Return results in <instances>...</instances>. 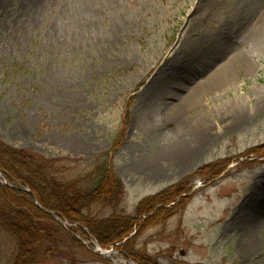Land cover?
<instances>
[{
    "label": "rangeland",
    "instance_id": "1",
    "mask_svg": "<svg viewBox=\"0 0 264 264\" xmlns=\"http://www.w3.org/2000/svg\"><path fill=\"white\" fill-rule=\"evenodd\" d=\"M263 34L264 0H0V140L55 160L66 180L113 151L125 192L93 212L140 222L110 246L115 259L264 264ZM163 105L181 115L153 114ZM202 132L195 156L176 160L168 143ZM165 190L166 203H143ZM14 201L41 216L36 200ZM161 205L170 216L152 225ZM51 217L62 247L34 264H115L71 247L81 227ZM18 251L0 232V264Z\"/></svg>",
    "mask_w": 264,
    "mask_h": 264
},
{
    "label": "trees",
    "instance_id": "2",
    "mask_svg": "<svg viewBox=\"0 0 264 264\" xmlns=\"http://www.w3.org/2000/svg\"><path fill=\"white\" fill-rule=\"evenodd\" d=\"M112 152L106 151L92 159V168L86 175L66 180L57 175L55 160L37 156L25 149L13 148L0 140V170L17 187L0 184V232L17 240L19 253L16 264H34V258L43 246H46V252L62 247L59 240L65 237V232L59 226L48 225L43 220L52 219L43 209L53 211L62 219L79 225L83 239L89 241L93 237L103 248L121 243L140 226L137 215L114 213L100 217L93 212L96 205L108 207L119 204L125 192L123 182L113 170ZM25 187L33 192L41 207L34 204L32 194L22 190ZM166 192L167 190L151 196L143 203L155 206L166 203ZM14 199H28L41 216L32 215ZM162 207L163 205L159 206L152 219H149L152 225L161 223L170 216L168 210ZM140 209L139 205L137 214H141ZM66 238L71 247H83L75 237L68 235ZM61 253L64 257H73L66 249Z\"/></svg>",
    "mask_w": 264,
    "mask_h": 264
},
{
    "label": "bare ground",
    "instance_id": "3",
    "mask_svg": "<svg viewBox=\"0 0 264 264\" xmlns=\"http://www.w3.org/2000/svg\"><path fill=\"white\" fill-rule=\"evenodd\" d=\"M175 105L176 104H173L171 106H175ZM163 106H164V108L161 111L155 110L156 112H153V114H155V115L165 114L166 112L172 111L171 114H176L178 116L181 115L179 108H178V110H175V109L169 110L170 106L167 105L166 108H165V105H163ZM174 108H176V107H174ZM162 116L163 115L157 116V118H161ZM176 137L173 138L168 143V145H175V144L181 145V147L177 145L176 148L174 149L175 150L174 157H176L177 158L176 160H179V162H182V160L186 161V160H189L192 157H194L197 150L205 143V138H206L204 132H202L201 134L194 133V135H190V134L187 136L183 135L181 137H178V135H177ZM113 253L114 252L111 253V256H112L111 258H113V255H112ZM117 261L119 264H124L125 260L123 258H119Z\"/></svg>",
    "mask_w": 264,
    "mask_h": 264
},
{
    "label": "water",
    "instance_id": "4",
    "mask_svg": "<svg viewBox=\"0 0 264 264\" xmlns=\"http://www.w3.org/2000/svg\"><path fill=\"white\" fill-rule=\"evenodd\" d=\"M0 177L3 178V179H5V181L2 182L3 184H6V185L12 187V185L9 184V182H8L7 179L5 178V175H4L2 172H0ZM32 196H33L34 199L36 200V204H37V206L41 207L40 204H39V202H38V200H37V198L35 197V195H34L33 193H32ZM43 211H45V212H47L49 215L53 216V217H54V218H55V219H56L61 225H63L64 227H66V222L63 221V219H61V218H60L55 212L50 211V210H46V209H43ZM73 235H74L76 238L80 239L84 245H86L87 247H89V246H88V243H87L85 240L81 239L79 236H77V235H75V234H73ZM92 251L95 252V253H98L99 255H101V256H103V257H105V258H107V259L112 260L115 264H119L117 260H114L113 258H111V257H112V256H111V253L113 252L112 250H104V249H102L101 247H99V248H96V249H94V250H92ZM124 264H129V262H128V261H124ZM130 264H135V263H134V262H131Z\"/></svg>",
    "mask_w": 264,
    "mask_h": 264
}]
</instances>
